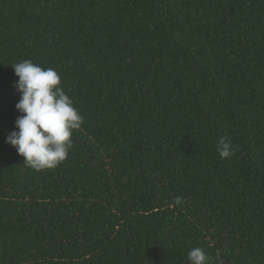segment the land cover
I'll use <instances>...</instances> for the list:
<instances>
[{"label":"trees","instance_id":"16d2710c","mask_svg":"<svg viewBox=\"0 0 264 264\" xmlns=\"http://www.w3.org/2000/svg\"><path fill=\"white\" fill-rule=\"evenodd\" d=\"M24 59L84 117L55 168L5 142ZM193 248L264 264V0H0V264H188Z\"/></svg>","mask_w":264,"mask_h":264},{"label":"clouds","instance_id":"9594fccd","mask_svg":"<svg viewBox=\"0 0 264 264\" xmlns=\"http://www.w3.org/2000/svg\"><path fill=\"white\" fill-rule=\"evenodd\" d=\"M11 66L19 78L14 83L20 94L15 107L21 115L15 120L18 130L10 132L5 142L33 169L55 168L67 159L73 132L81 127L84 117L64 90L55 68H43L28 59ZM216 148L223 159L235 155L236 148L227 138H220ZM182 203V197L175 198L176 205ZM187 260L188 264H211V257L202 248L191 249Z\"/></svg>","mask_w":264,"mask_h":264}]
</instances>
